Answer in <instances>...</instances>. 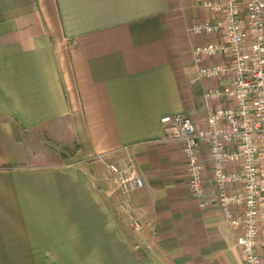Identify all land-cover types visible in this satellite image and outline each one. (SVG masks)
I'll use <instances>...</instances> for the list:
<instances>
[{"label": "crops", "instance_id": "crops-1", "mask_svg": "<svg viewBox=\"0 0 264 264\" xmlns=\"http://www.w3.org/2000/svg\"><path fill=\"white\" fill-rule=\"evenodd\" d=\"M205 1L0 0V264H243L160 122L203 128L221 84L194 81L192 48L222 37L189 32L221 24ZM127 162L144 186L123 196L107 165Z\"/></svg>", "mask_w": 264, "mask_h": 264}, {"label": "built area", "instance_id": "built-area-1", "mask_svg": "<svg viewBox=\"0 0 264 264\" xmlns=\"http://www.w3.org/2000/svg\"><path fill=\"white\" fill-rule=\"evenodd\" d=\"M203 6L219 15L221 24L197 22L189 32L204 36L222 33V37L192 48L194 81L221 84L202 92L209 106L203 128L187 114L166 116L160 122L165 140L179 144L185 159L189 195L204 197L209 171L216 205L229 228L238 234L236 246L243 264H262L264 0H207ZM216 58L217 62L202 64ZM228 165H237L239 170L229 171ZM107 172L123 196L143 188L131 163L121 167L109 164Z\"/></svg>", "mask_w": 264, "mask_h": 264}, {"label": "rangeland", "instance_id": "rangeland-1", "mask_svg": "<svg viewBox=\"0 0 264 264\" xmlns=\"http://www.w3.org/2000/svg\"><path fill=\"white\" fill-rule=\"evenodd\" d=\"M128 163H131V164L133 165L134 169L137 171L138 175L140 176L137 165L134 164V162H127L126 164H128ZM140 178L142 179L141 176H140ZM142 181H143V179H142ZM110 186H111V185H110ZM110 186H109V187H110ZM143 186H144V182H143ZM110 190H115V189H114V187H112Z\"/></svg>", "mask_w": 264, "mask_h": 264}]
</instances>
